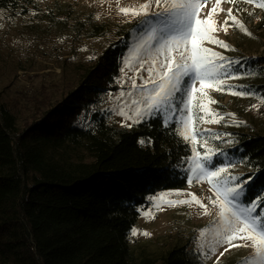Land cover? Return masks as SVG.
I'll use <instances>...</instances> for the list:
<instances>
[{
  "label": "trees",
  "instance_id": "trees-1",
  "mask_svg": "<svg viewBox=\"0 0 264 264\" xmlns=\"http://www.w3.org/2000/svg\"><path fill=\"white\" fill-rule=\"evenodd\" d=\"M36 2L0 0V9L23 15ZM92 27L89 37L105 31L104 24ZM119 35L125 39L109 44L39 119L20 125L0 98V264H201L185 245L160 258L138 259L131 250L130 230L150 197L189 184L192 152L174 134L175 123L166 129L152 117L151 126L127 128L100 109L103 96L119 88L129 32ZM244 63L249 73L264 69ZM254 77L248 89L264 97V74ZM141 138L150 142L142 146ZM230 140L213 164H243L245 174L255 173L248 202L264 189V127L235 130Z\"/></svg>",
  "mask_w": 264,
  "mask_h": 264
},
{
  "label": "rangeland",
  "instance_id": "rangeland-1",
  "mask_svg": "<svg viewBox=\"0 0 264 264\" xmlns=\"http://www.w3.org/2000/svg\"><path fill=\"white\" fill-rule=\"evenodd\" d=\"M145 2L146 0H37L36 7L23 15H11L7 9H0V98L17 115L20 125L39 119L51 105L76 87L86 69L109 44L125 39L119 35V30L129 32L122 59L129 57L130 54L134 55V49L144 55L138 47L140 43L138 28L139 32H143L144 26H138L136 17L130 13L123 15L119 9L139 8ZM214 7H217L216 0L202 3L200 19L207 18ZM229 8L233 9V14L252 33L251 36L232 25L231 20L229 24L232 26L227 28V33L224 32L221 25L227 17L226 10ZM157 10L155 6L150 9L152 12ZM211 18L215 21L216 29L212 35L224 40L235 51L225 50L207 41L204 42V47L221 52L225 57L240 59L241 64L242 62L245 64L247 59L259 61L262 63L260 67L264 68V9L256 8L254 4H248L245 0H236L235 3L221 0ZM97 24H104L105 31L89 37L93 31L92 26ZM144 58L148 57L144 55ZM159 58L163 60L164 57L161 55ZM122 59L119 88L108 91L100 103V109L106 111L110 119L118 124L130 123L118 115L117 111L129 99L127 95L121 98L120 93L131 90L129 78L137 76L135 69L138 67L134 59L132 68L125 67ZM121 68H124V72H121ZM240 71L246 72L244 68ZM141 75L147 77L146 72ZM255 80L254 75H241L227 82L234 85L236 90H249ZM136 82L141 84L142 80L137 76ZM196 87H200L199 81L196 82ZM206 91L211 99L219 102L211 104L205 99L203 102L209 109L221 114L234 113L235 117L225 116L222 123L200 122L195 115L197 110L193 101V119L190 122L192 130L209 128L219 134H232L235 130L251 133L264 127V100L258 95L233 96L212 89ZM136 93L139 97L138 89ZM208 118L205 116V120ZM234 119L245 123L236 126L232 123ZM230 137L224 136L223 139L230 140ZM196 143L201 153L205 148L222 149L224 146H230L221 140L209 139L206 136L197 137ZM228 171L239 174L245 173L246 168L243 164H231ZM210 187L205 179L199 184L194 181L184 188L167 189L155 195L159 197L164 193L169 200H188L190 199L188 194L195 193L208 206L210 214L203 215L204 209L194 202L190 205L176 206L161 204L157 209L154 204L159 201H152L150 207L142 211L137 224L133 227L139 232L147 231L151 235L138 233L132 236L130 232L134 256L138 259L144 256L160 258L176 245H185L201 264H215L218 256L220 264H239L241 258L249 256L253 252L251 247L232 249L220 256L227 244L217 246L215 252L208 256L203 254L219 228L215 221L220 209L218 205L213 206L208 200V197L213 196ZM149 210L154 213V218L143 214ZM204 229L208 231L201 237V231Z\"/></svg>",
  "mask_w": 264,
  "mask_h": 264
},
{
  "label": "snow or ice",
  "instance_id": "snow-or-ice-1",
  "mask_svg": "<svg viewBox=\"0 0 264 264\" xmlns=\"http://www.w3.org/2000/svg\"><path fill=\"white\" fill-rule=\"evenodd\" d=\"M228 2L235 3L236 0H228ZM245 2L264 9V0H245ZM202 3H207V0H146L139 8L119 9L123 15L130 13L136 17L138 26H144L143 32H139L138 28L140 40L138 47L148 58L145 59L140 51L134 49V55L130 54L129 57L122 59L125 67L129 68L133 67V59L135 60L138 64L135 71L142 83L137 84V76L129 78L131 90L120 93L121 98L127 95L129 99L118 109L117 114L130 121L124 124L127 128H135L142 124L151 126L152 117L159 118L161 126L166 129H170L175 123L178 127L174 129V134L191 145L192 156L187 157L192 164L189 169L191 174L187 177L188 183L191 185L195 181L199 184L207 179L211 186L210 191L213 192V196L208 197V200L213 206L218 205L220 209L215 221L219 228L203 254L208 256L214 253L216 247L222 244H227V247L220 256L232 249L251 247L253 252L241 258L239 264H264V189H261L252 200L245 202L248 185L254 179L255 173L233 174L228 171L231 163L221 166L213 164L215 156L226 155L225 149L205 148L203 153L198 151L197 137L206 136L209 139L234 145V141L223 139L224 136H231V133L219 134L209 128L196 130L190 128L193 119V101L197 110L195 115L200 122L222 123L225 116L235 117L234 113L221 114L209 109L203 102L205 99L211 104L219 102L211 99L206 89L233 96H256L255 92L247 89L236 90L235 86L227 81L241 75L264 74V69H260L258 73L242 72L240 69L244 66L240 59L225 57L221 52L203 46L207 41L225 50L235 51L224 40L212 35L216 31L215 21L211 18L212 13L217 11L221 0H216L217 7H214L205 19L199 17ZM153 6L158 10L150 11ZM226 11L227 17L221 25L225 33L229 26L235 25L245 34L252 35L243 22L233 14L232 8ZM229 20L232 21V25L229 24ZM161 55L164 57L163 60L159 58ZM121 72H124V68H121ZM143 72L147 73L146 78L141 75ZM197 81L200 83L199 88L196 87ZM137 89L140 93L139 97H137ZM259 98L264 100V97ZM252 107L255 108L256 105ZM205 116L209 118L205 120ZM232 123L240 126L245 122L234 119ZM149 142L150 140L145 138L138 141L142 146ZM204 143L206 144L207 141ZM240 163L247 164V158H242ZM188 195L190 197L188 200H169L166 199L167 194L161 193L159 197H150V200L159 201L154 204L157 209L161 204L176 206L190 205L194 202L204 209L203 215L210 214L208 206L195 193ZM143 214L154 218L151 210ZM207 231V229L202 230L201 237H204ZM130 232L132 236L138 233L151 235L147 231L139 232L136 228L131 229ZM215 264H220L219 256L216 257Z\"/></svg>",
  "mask_w": 264,
  "mask_h": 264
}]
</instances>
